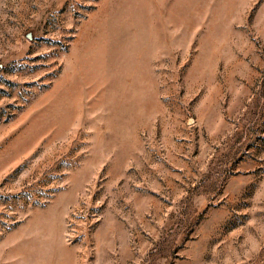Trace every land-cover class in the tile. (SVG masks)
Listing matches in <instances>:
<instances>
[{"label":"rangeland","instance_id":"374dc122","mask_svg":"<svg viewBox=\"0 0 264 264\" xmlns=\"http://www.w3.org/2000/svg\"><path fill=\"white\" fill-rule=\"evenodd\" d=\"M0 264H264V0H0Z\"/></svg>","mask_w":264,"mask_h":264}]
</instances>
